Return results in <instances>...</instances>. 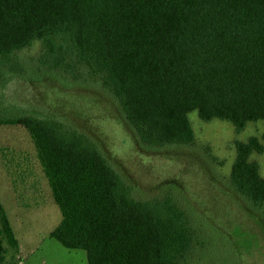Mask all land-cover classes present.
<instances>
[{"label":"trees","instance_id":"16d2710c","mask_svg":"<svg viewBox=\"0 0 264 264\" xmlns=\"http://www.w3.org/2000/svg\"><path fill=\"white\" fill-rule=\"evenodd\" d=\"M36 43V56L20 57ZM25 77L101 91L146 149L193 144L192 112L241 133L264 124V0H0V125H21L34 142L62 213L50 236L88 264H191L212 249L171 193L136 196L97 142L6 93ZM234 144L229 186L261 212L252 156L264 154V132ZM6 243L18 251L0 200V264Z\"/></svg>","mask_w":264,"mask_h":264},{"label":"rangeland","instance_id":"374dc122","mask_svg":"<svg viewBox=\"0 0 264 264\" xmlns=\"http://www.w3.org/2000/svg\"><path fill=\"white\" fill-rule=\"evenodd\" d=\"M39 50L36 43L20 57L36 56ZM6 93L43 113L63 117L97 142L136 196L149 199L171 193L193 210L212 249L201 258L198 253L191 264H215L217 259L219 264H264V206L255 212L228 181L236 157L234 142L261 137L262 122L249 123L237 133L229 122H205L192 112L193 144L146 149L117 106L97 89L25 77L12 81ZM252 159L259 162L264 178V154ZM0 200L19 241L18 251L6 243L5 264H88L84 250L68 249L50 236L62 213L34 142L21 125H0Z\"/></svg>","mask_w":264,"mask_h":264}]
</instances>
